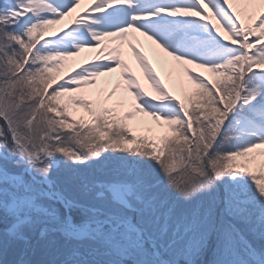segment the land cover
<instances>
[{
	"label": "snow or ice",
	"instance_id": "snow-or-ice-1",
	"mask_svg": "<svg viewBox=\"0 0 264 264\" xmlns=\"http://www.w3.org/2000/svg\"><path fill=\"white\" fill-rule=\"evenodd\" d=\"M0 264H264V0H0Z\"/></svg>",
	"mask_w": 264,
	"mask_h": 264
},
{
	"label": "bare ground",
	"instance_id": "bare-ground-1",
	"mask_svg": "<svg viewBox=\"0 0 264 264\" xmlns=\"http://www.w3.org/2000/svg\"><path fill=\"white\" fill-rule=\"evenodd\" d=\"M95 56H96V54L94 52H87L86 51V52L82 53L80 57H78L76 60H74V62L76 64V66L78 67V66H80V63L83 62V61H91V60H94L95 59ZM171 90L176 91V89H174V88L171 89ZM144 118L145 119H148L146 117H144Z\"/></svg>",
	"mask_w": 264,
	"mask_h": 264
}]
</instances>
